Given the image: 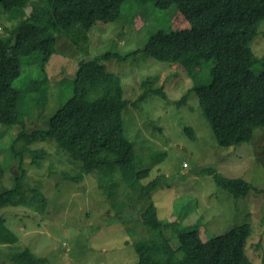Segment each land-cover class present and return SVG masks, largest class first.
Segmentation results:
<instances>
[{
  "label": "rangeland",
  "instance_id": "rangeland-1",
  "mask_svg": "<svg viewBox=\"0 0 264 264\" xmlns=\"http://www.w3.org/2000/svg\"><path fill=\"white\" fill-rule=\"evenodd\" d=\"M30 9L31 1L26 13ZM18 20L0 10V35L10 36ZM187 26L176 7L162 10L152 0H126L119 18L97 21L90 28L85 44L76 46L56 32L50 57L45 59L41 53L33 52L20 58V74L12 86L20 92L16 111L25 130L30 131L44 127L46 120L72 95L81 59L105 52L124 56L138 50L125 60L112 58L103 63L108 71L120 76L124 97L138 102L124 109L123 118L126 136L133 142L135 172L145 168L149 171L140 183L145 185L155 178L158 181L151 189L150 199L121 183L117 197L131 198L119 212L97 187L95 174L81 173V163L59 151L54 141H34L24 146L20 140L15 144L14 137L21 126L0 123V165L4 171L0 191L13 188L19 174L12 143L22 154L25 170L20 204L0 209L6 224L19 236L13 248L0 247V264H13L8 255L13 249L24 247L45 257V264H137L133 244L151 235L140 219L149 200L159 219L173 222L185 231L197 228L203 240L248 224L245 255L252 264H264V128H256L250 141L229 147L218 145L196 95L189 92L190 77L179 64L160 62L143 49L152 32ZM263 32L252 42L259 56L264 55ZM201 73L198 81L207 75L206 65ZM146 79H150L152 89L161 88L166 98L150 94L137 101L145 92L141 83ZM187 92L186 102L177 105ZM185 126L190 133L184 130ZM40 149L45 151V157L36 166L32 159ZM207 168L225 178H241L254 191L234 198L216 185L212 175L204 171ZM79 174V180H74ZM35 190L46 197L43 212L30 201ZM165 234L172 237V245L177 247L178 240L171 230Z\"/></svg>",
  "mask_w": 264,
  "mask_h": 264
},
{
  "label": "trees",
  "instance_id": "trees-1",
  "mask_svg": "<svg viewBox=\"0 0 264 264\" xmlns=\"http://www.w3.org/2000/svg\"><path fill=\"white\" fill-rule=\"evenodd\" d=\"M30 1L31 9L26 13ZM125 1L0 0V10L7 12L10 19H19L10 36L0 35V123L21 126L14 137L15 144L20 140L24 146L34 141H54L59 151L81 163V173L95 174L97 187L119 212L128 206L131 198L117 197L121 183L140 197L150 199L151 189L158 181L155 178L145 185L140 183L149 171L145 168L135 172L133 142L126 136L123 118L124 109L138 102L124 97L120 76L108 71L103 63L112 58L125 60L138 50L124 56L105 52L91 59H81L72 95L42 128L25 130L16 111L20 92L12 82L20 74L22 56L39 52L45 59L50 57L56 32L78 46L87 39L88 31L97 21L119 18ZM152 1L157 9L176 7L188 26L169 32L161 29L152 32L143 49L160 62L179 64L190 77L189 92L196 95L200 111L218 145L229 147L250 141L256 128H264V55H257L252 48L254 39L263 32L264 0ZM205 65L207 75L198 81ZM150 82V79L142 81L145 92L137 101L150 94L166 98L161 88L152 89ZM187 95L188 92L176 104L185 103ZM184 130L190 133L189 127L185 126ZM15 144H11V149L17 156L19 174L15 176L13 188L0 191V209L18 206L24 192L25 170L22 154L15 150ZM44 157L43 149L35 151L33 164L40 166ZM204 171L234 198L254 191V187L241 178H225L210 168ZM3 174L0 165V179ZM80 176L74 180H79ZM30 201L39 212L45 210L46 197L40 190L34 191ZM140 219L151 235L133 244L137 264H252L244 252L250 234L246 223L203 240L197 228L185 231L175 227L173 222L159 219L150 200L141 210ZM168 230L176 236L177 247L172 245V237L165 234ZM18 241L19 236L0 213V247L13 248ZM8 260L13 264H45L47 261L27 247L13 249Z\"/></svg>",
  "mask_w": 264,
  "mask_h": 264
}]
</instances>
